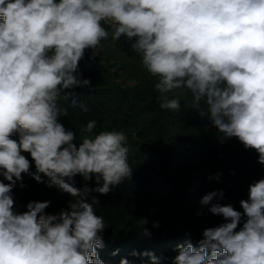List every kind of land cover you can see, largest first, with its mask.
I'll return each instance as SVG.
<instances>
[{
  "label": "clouds",
  "instance_id": "obj_1",
  "mask_svg": "<svg viewBox=\"0 0 264 264\" xmlns=\"http://www.w3.org/2000/svg\"><path fill=\"white\" fill-rule=\"evenodd\" d=\"M108 29L156 78L160 110L179 113V97L190 93L221 145L236 139L264 166V0H0V264H106L98 196L132 178L127 135H91L97 121L89 120L77 144L58 98L93 90L79 65L89 52L97 60ZM79 110L90 108L81 102ZM25 176L67 194V206L49 213L50 200H31L16 211L14 189L28 187ZM223 199V189L200 198L197 215L222 222L204 228L197 245L177 244L170 264H264V178L248 185L241 210ZM148 224L139 218L143 236L151 235ZM131 255L149 264L168 259L150 250Z\"/></svg>",
  "mask_w": 264,
  "mask_h": 264
},
{
  "label": "trees",
  "instance_id": "obj_2",
  "mask_svg": "<svg viewBox=\"0 0 264 264\" xmlns=\"http://www.w3.org/2000/svg\"><path fill=\"white\" fill-rule=\"evenodd\" d=\"M108 30L109 38L102 41L97 60L90 61L89 52L79 65L83 77L91 79L93 90L78 88L74 97L62 94L58 104L68 110V116L60 117V121L66 129L77 132V144L89 120L97 121L91 135L103 129L122 130L127 135L132 178L108 195L98 196L96 211L107 224L102 234L106 246L98 250L101 258L106 264H119L121 258L131 264H149L147 258L131 253L150 250L168 258L163 264H170L177 244L190 240L197 245L204 228L222 222L211 214L197 215L200 198L223 189L221 203H231L241 210L239 201L247 198L253 180L264 178V166L257 163L254 151H245L236 139L221 145L208 120L192 109L190 93L179 97V113L160 110L154 90L156 78L142 69L130 42L124 37L112 40ZM73 98L77 100L75 107ZM81 102L87 103L89 112L79 110ZM216 173L222 174L219 182L209 179ZM76 181L81 186L79 176ZM24 183L27 188L14 189L16 211H25L24 205L31 200H50L49 213L67 206V194L28 176ZM89 183L94 186V180ZM142 217L149 221L145 227L150 236H143L137 227ZM152 221H158L159 228H153ZM115 249L119 253L113 257Z\"/></svg>",
  "mask_w": 264,
  "mask_h": 264
},
{
  "label": "rangeland",
  "instance_id": "obj_3",
  "mask_svg": "<svg viewBox=\"0 0 264 264\" xmlns=\"http://www.w3.org/2000/svg\"><path fill=\"white\" fill-rule=\"evenodd\" d=\"M173 219V218H172Z\"/></svg>",
  "mask_w": 264,
  "mask_h": 264
}]
</instances>
